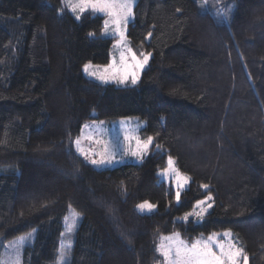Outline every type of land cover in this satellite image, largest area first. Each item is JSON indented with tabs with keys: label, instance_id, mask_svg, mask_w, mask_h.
<instances>
[{
	"label": "trees",
	"instance_id": "trees-1",
	"mask_svg": "<svg viewBox=\"0 0 264 264\" xmlns=\"http://www.w3.org/2000/svg\"><path fill=\"white\" fill-rule=\"evenodd\" d=\"M207 2L137 0L127 36L152 59L120 88L82 73L110 63L104 17L76 19L65 0H0V258L36 231L22 264H56L71 209L69 264H164L163 238L226 230L248 264H264V0H222L228 23ZM126 118L161 151L102 170L76 153L85 125ZM168 157L190 180L179 204L158 175ZM209 195L201 223L178 220ZM144 202L157 211L140 214Z\"/></svg>",
	"mask_w": 264,
	"mask_h": 264
},
{
	"label": "rangeland",
	"instance_id": "rangeland-1",
	"mask_svg": "<svg viewBox=\"0 0 264 264\" xmlns=\"http://www.w3.org/2000/svg\"><path fill=\"white\" fill-rule=\"evenodd\" d=\"M204 3L207 2V0H202ZM137 0H133L132 2V12L133 15L129 19L128 23L124 27V40L121 42V37L119 32L116 31L115 27L109 22L108 28H107V34H105V21H110V17L107 15H104L102 13H96L91 10L96 15L104 17V29L102 31L101 37L102 38H109L114 39L111 53H110V63L106 66H97L89 64L88 71L86 72L84 70V67L82 69L83 75L89 79L92 80L100 85H114L116 87L120 88H126V87H135L139 84L143 72L150 66L152 55L150 54L149 59L147 63L144 65L143 68H136L134 65L136 64L137 60H143V56L140 54L138 55L133 48L130 45V41L128 39V25L131 21L134 20V7L136 5ZM66 3V0H65ZM208 6L210 5L211 8L213 6L218 5L220 11H222L223 15L222 17H219L217 14V17L221 21L227 22V13L230 9L229 7H223L222 0H212L207 2ZM216 4V5H215ZM222 5V6H221ZM207 7V6H205ZM70 10V9H69ZM71 11V10H70ZM202 11H204L202 9ZM72 15H82L81 13H73L71 11ZM131 49V51H129ZM121 52H124L125 54V60H121ZM144 54H149L147 52H142ZM133 54L136 56V60L132 59ZM95 72L96 75H90L89 73ZM135 72L138 79L135 85L131 83V73ZM125 74L128 75V80L125 84L119 83V79L122 78ZM103 76L107 79V82L102 81L98 77ZM145 123L140 121L138 118H126L121 119L120 121L113 123V124H106L103 122H91L85 125L78 136L76 140H79L80 143L77 145L74 142V147L76 153L85 160L89 165L93 166L94 168L98 170L102 169H113L115 167L125 165V164H140L143 159L147 156H149L153 151H161L160 147L154 146V141L152 140L151 145L144 150L143 144L146 141H143L140 137V132L144 129ZM75 140V141H76ZM137 153L136 155H133V153ZM87 157V159H86ZM172 158V157H171ZM92 159L100 160V159H111V163H104L101 165H93L91 163ZM169 157L167 158V166L164 170L159 172V179L160 181H164L168 185H171L175 192V202L179 204V201L176 199V193L177 191L181 193L188 189L190 180L188 183H186L182 188H177L175 175L171 172H165L166 169L169 168L168 165ZM174 161V159L172 158ZM173 167L177 169L175 161ZM178 170V169H177ZM179 171V170H178ZM180 173V172H179ZM182 174V173H181ZM183 175V174H182ZM185 176V175H184ZM210 196V195H209ZM207 196V197H209ZM207 197L202 199L201 201H206V203L203 206L197 207V203L195 204V208L192 212H200L203 208H207V204L211 203L212 207L207 209V212L203 214V218H200L196 215L189 216L187 220L182 218H179L180 221H190L193 220L195 223H201L207 214H209L213 208V199L211 201L207 200ZM212 197V196H211ZM140 205V204H139ZM137 211L140 214L149 215L157 211V208H153L151 211L144 209L141 210L137 206ZM81 221V216L76 213L75 211L71 210L69 211L64 224V234L62 237V242L60 246V258L58 259L57 263L63 257L64 260L67 261V264L70 263V251L73 247L74 237L76 229L79 225V222ZM225 231L219 232L220 234V242L225 243L226 245L228 243H234L232 233L230 237H224L223 233ZM36 231H31L25 235H22L12 241H9L8 243L3 245V250L1 252V258H0V264H22V254L24 248L33 243L35 239ZM182 240L181 238H179ZM208 237L199 238L198 240H207ZM197 241V240H196ZM185 242V241H184ZM162 243H168V241L162 239L160 244L158 245V249ZM188 244V243H187ZM236 245V244H235ZM160 253V252H159ZM164 258V257H163ZM165 262V260H164ZM166 264V262L164 263ZM241 264H243V261H241Z\"/></svg>",
	"mask_w": 264,
	"mask_h": 264
},
{
	"label": "snow or ice",
	"instance_id": "snow-or-ice-1",
	"mask_svg": "<svg viewBox=\"0 0 264 264\" xmlns=\"http://www.w3.org/2000/svg\"><path fill=\"white\" fill-rule=\"evenodd\" d=\"M132 2L133 0H66V6L73 13H84L86 11H93L96 13H102L110 17V21H105V34H107V28L109 22L115 27L116 31L119 32L121 37V42L124 40V27L128 23L129 19L132 17ZM179 11V9H178ZM76 19H80V15L76 16ZM89 35H94L90 33ZM151 33H149V36ZM131 51V49H129ZM121 60H125L124 52H121ZM143 60H137L134 67L143 68L147 63L150 54L141 53ZM133 60H136L135 54L132 56ZM89 65L84 66V70L87 72ZM90 75L95 76L96 73H89ZM104 82H107V79L103 76L98 77ZM137 75L135 72L131 73V83L133 85L137 82ZM128 80V75L125 74L122 78L119 79V83L125 84ZM153 138L148 137L147 141L144 142L143 148L146 150L152 143ZM75 143L79 145L80 141L76 140ZM137 153H133L136 155ZM87 159V157H86ZM111 159H92L91 163L93 165H101L104 163H111ZM169 168L165 172H171L175 175V180L177 188H182L186 183H188L189 178L187 176L179 173L177 169L173 167L174 161L171 157L168 160ZM201 187L207 188V185H202ZM176 199L179 201L180 192L177 191ZM212 197H207L208 201H211ZM206 201H198L197 207L203 206ZM212 204L208 203L207 208H203L200 212H189L186 213L183 219L187 220L189 216L196 215L200 218H203V214L207 212L208 208H211ZM138 208L141 210L147 209L151 211L155 208V205L150 204L149 202H144L138 205ZM224 237L231 236V230H226L223 233ZM164 240L168 243H162L158 249L160 254L164 257L166 264H248V257L244 255V250L237 247L234 243H225L220 242V234L213 233L210 234L207 240H197L191 244H187L183 240L179 239L178 234H173L171 237H165ZM58 264H67V261L61 257Z\"/></svg>",
	"mask_w": 264,
	"mask_h": 264
}]
</instances>
